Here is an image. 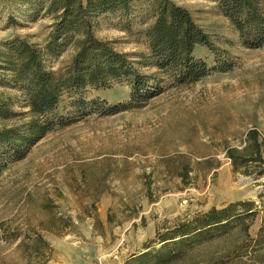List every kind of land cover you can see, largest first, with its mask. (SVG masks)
Masks as SVG:
<instances>
[{
  "label": "rangeland",
  "instance_id": "374dc122",
  "mask_svg": "<svg viewBox=\"0 0 264 264\" xmlns=\"http://www.w3.org/2000/svg\"><path fill=\"white\" fill-rule=\"evenodd\" d=\"M40 1L0 0V42L45 46L53 22ZM173 1L220 50L198 48L196 56L211 66L227 61L232 70L176 85L150 66L146 31L155 21V0H131L126 9L95 15L96 36L129 54L144 75L157 74L163 92L113 116L103 110L132 101L126 80L62 98L56 112L72 124L48 133L0 174V264H127L162 249L160 235L197 215L264 201V174L235 172L227 157L229 148L245 147L251 130L264 143V47L243 44L218 0ZM73 52L66 46L46 64L58 70ZM0 93L23 111L16 86L0 81ZM80 100L86 107L76 105ZM258 167L250 162V171ZM244 178L255 182L240 187ZM263 215L253 218L249 238L234 231L174 248V256L182 249L175 264H251L252 249H261L255 242Z\"/></svg>",
  "mask_w": 264,
  "mask_h": 264
},
{
  "label": "trees",
  "instance_id": "16d2710c",
  "mask_svg": "<svg viewBox=\"0 0 264 264\" xmlns=\"http://www.w3.org/2000/svg\"><path fill=\"white\" fill-rule=\"evenodd\" d=\"M130 2L41 0L39 3L46 6L45 15L53 22L45 46L18 38L0 42V81L16 86L24 99L23 111L16 112L13 98L0 93V121L5 123L0 128V174L10 162L25 159L48 133L72 124L56 112L66 94L88 88L106 90L113 83L126 80L131 85L132 101L103 110L102 114L113 116L132 109L134 101L140 104L163 92L162 79L157 74L144 75L129 54L118 51L112 42L95 34V15L126 9ZM218 2L220 11L238 31L245 46L264 47V0ZM146 37L151 52L150 66L172 77L176 85L194 84L214 72L227 73L233 68L227 61L211 66L196 56L198 48H206L215 55L220 50L191 12L173 0H155V21L147 29ZM66 46L74 49L68 64L58 70L48 67L47 58ZM151 81L155 84L150 85ZM76 105L86 107L87 102L80 100ZM227 157L235 172L258 177L264 174V143L257 130L248 132L242 150L229 148ZM250 162L259 163L256 171H250ZM261 212L264 213V201L261 205L241 201L223 209L213 208L160 235L162 249L143 253L127 264H175L182 258V249L174 256V248L188 241L202 245L234 231L249 238L253 218ZM255 243L261 249L257 252L252 249L251 264H264V215Z\"/></svg>",
  "mask_w": 264,
  "mask_h": 264
},
{
  "label": "water",
  "instance_id": "95a60500",
  "mask_svg": "<svg viewBox=\"0 0 264 264\" xmlns=\"http://www.w3.org/2000/svg\"><path fill=\"white\" fill-rule=\"evenodd\" d=\"M255 182V179L252 178H244L239 182V186L240 187H249L251 185H253Z\"/></svg>",
  "mask_w": 264,
  "mask_h": 264
}]
</instances>
